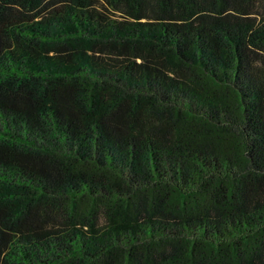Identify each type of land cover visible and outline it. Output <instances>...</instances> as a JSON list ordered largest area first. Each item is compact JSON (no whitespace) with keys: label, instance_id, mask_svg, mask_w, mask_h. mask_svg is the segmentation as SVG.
<instances>
[{"label":"trees","instance_id":"16d2710c","mask_svg":"<svg viewBox=\"0 0 264 264\" xmlns=\"http://www.w3.org/2000/svg\"><path fill=\"white\" fill-rule=\"evenodd\" d=\"M0 264H264V0H0Z\"/></svg>","mask_w":264,"mask_h":264}]
</instances>
